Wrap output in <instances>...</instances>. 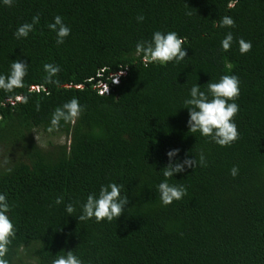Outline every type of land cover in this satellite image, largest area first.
Listing matches in <instances>:
<instances>
[{"label": "trees", "instance_id": "obj_1", "mask_svg": "<svg viewBox=\"0 0 264 264\" xmlns=\"http://www.w3.org/2000/svg\"><path fill=\"white\" fill-rule=\"evenodd\" d=\"M230 3L14 0L9 7L0 0V74L13 60L28 64L23 88L0 89V194L16 230L9 264H51L68 250L84 264H264V0ZM37 14L34 30L17 39L16 29ZM56 15L71 30L59 45L48 28ZM225 15L235 27L214 26ZM155 31L186 38L187 57L145 67L136 44ZM240 38L251 51L240 53ZM45 63L59 66L60 86L45 83ZM225 74L240 80L239 139L222 147L188 131L184 100L194 84L207 93L208 82ZM101 85L108 93H98ZM73 97L84 111L50 132L53 111ZM62 135L63 143L50 140ZM172 149H179L174 162L197 164L165 178ZM165 179L187 189L167 206L157 189ZM109 183L129 198L125 212L111 222L78 220L87 195Z\"/></svg>", "mask_w": 264, "mask_h": 264}, {"label": "clouds", "instance_id": "obj_2", "mask_svg": "<svg viewBox=\"0 0 264 264\" xmlns=\"http://www.w3.org/2000/svg\"><path fill=\"white\" fill-rule=\"evenodd\" d=\"M239 0H232L228 6L234 8ZM14 0H3L6 6H12ZM188 15H192L189 11ZM143 15L137 16V21H143ZM40 20L39 14L32 17L31 22L21 24L13 35L17 38H27L30 32L34 30V25L38 24ZM216 27H235V21L230 16H223L221 20L214 25ZM48 28L56 33L57 45L63 44L64 39L70 35V28L63 22L60 15L54 17V22L48 24ZM186 38L181 37L175 31H168L162 33L155 31L152 34L150 41H139L136 44L137 54H142L144 66L147 67L152 63H159L165 65L169 62L175 61L179 63L187 57V52L183 45ZM233 41L231 32L227 33L221 41V47L224 51H228ZM239 51L245 54L251 51L252 44L250 41H245L240 38ZM47 76L45 83L55 84L60 86L58 79H53L60 71L58 65L45 63L43 65ZM28 74V64L13 60L10 65V72L7 75L0 74V89L5 92H13L17 88L24 87V78ZM112 80V79H111ZM118 83V79L112 81ZM240 80L235 74L222 75L218 82H208L207 93L200 90L199 84H194L190 89L189 98L184 100L185 107L189 112V119L187 121L188 131L190 133L200 132L202 136L210 137L216 144L225 147L230 146L239 139V131L234 122V117L239 112V105L234 101L240 94ZM107 88L108 85H103ZM103 88L102 85L98 91ZM105 94L104 92L100 93ZM16 99L22 103H27V96H17ZM233 101V102H229ZM39 110V105H37ZM84 111V106H81L79 100L73 97L62 106L55 108L52 113L49 131L56 130L60 127V121L66 123H75L81 113ZM179 149H172L167 152L169 157L168 164L163 168V176L165 178L173 177L174 173H180L185 170V167L194 168L197 164L196 158H185L182 162H174L173 157L177 155ZM199 163L201 166L206 165V158L203 152L199 155ZM238 174V168L233 166L230 169V175L235 177ZM121 187L116 183H109L101 185L98 195L96 193H89L86 202L81 206L82 214L77 219L84 221L95 218L97 222L107 220L111 222L116 220L125 212V206L129 202V198L121 195ZM160 194V200L163 205L167 206L174 200H180L187 194V189L183 185H170L167 179L161 181L157 185ZM63 202V197H57L55 203L57 205ZM10 205L7 202L6 195L0 194V264H9V261L4 257L9 251L8 246L15 237V227L10 220L8 213ZM65 211L68 215L76 212V207L73 203H68L65 206ZM43 246V245H42ZM51 264H84L71 250L66 251V254L59 255L51 261Z\"/></svg>", "mask_w": 264, "mask_h": 264}, {"label": "rangeland", "instance_id": "obj_3", "mask_svg": "<svg viewBox=\"0 0 264 264\" xmlns=\"http://www.w3.org/2000/svg\"><path fill=\"white\" fill-rule=\"evenodd\" d=\"M98 93H99V91H98ZM106 94V93H105ZM65 136L64 135H62V136H60V137H57V138H55V139H53V138H51L50 140H53L54 142H60V143H63V141H65ZM36 139L39 141L40 140V138H39V136L36 134ZM43 139V138H42ZM47 139H49V138H47ZM43 141H44V139H43ZM41 145H43V144H41Z\"/></svg>", "mask_w": 264, "mask_h": 264}, {"label": "built area", "instance_id": "obj_4", "mask_svg": "<svg viewBox=\"0 0 264 264\" xmlns=\"http://www.w3.org/2000/svg\"><path fill=\"white\" fill-rule=\"evenodd\" d=\"M115 79H117V78H116V77H113V78H112V81L115 80ZM102 87H103V88L100 89L99 93H101V92L107 93V91H105V89H106L107 87H106V86H103V85H102Z\"/></svg>", "mask_w": 264, "mask_h": 264}]
</instances>
